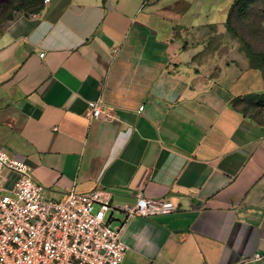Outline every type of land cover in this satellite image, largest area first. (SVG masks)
Wrapping results in <instances>:
<instances>
[{
  "label": "crops",
  "instance_id": "obj_1",
  "mask_svg": "<svg viewBox=\"0 0 264 264\" xmlns=\"http://www.w3.org/2000/svg\"><path fill=\"white\" fill-rule=\"evenodd\" d=\"M231 5L44 0L0 30V148L30 166L46 199L107 188L125 264L264 256V125L234 103L264 101V77L216 47ZM91 100L104 110L93 120ZM139 194L177 210L130 216Z\"/></svg>",
  "mask_w": 264,
  "mask_h": 264
},
{
  "label": "built area",
  "instance_id": "obj_2",
  "mask_svg": "<svg viewBox=\"0 0 264 264\" xmlns=\"http://www.w3.org/2000/svg\"><path fill=\"white\" fill-rule=\"evenodd\" d=\"M103 113L100 100L89 101V119ZM9 172L17 174L12 189L4 184ZM109 209L111 193L104 187L89 192L71 188L61 201L46 199L30 166L0 148V264H125L127 248L121 229L106 218ZM126 210L130 216L149 217L173 213L177 204L139 194ZM263 258L257 252L244 263Z\"/></svg>",
  "mask_w": 264,
  "mask_h": 264
},
{
  "label": "rangeland",
  "instance_id": "obj_3",
  "mask_svg": "<svg viewBox=\"0 0 264 264\" xmlns=\"http://www.w3.org/2000/svg\"><path fill=\"white\" fill-rule=\"evenodd\" d=\"M221 0H211V2L219 3ZM226 1V0H223ZM234 0H228V7ZM18 0H11L9 3L0 6V30L3 29L6 22L10 18L16 16L19 12H26V10H19L17 6ZM210 2V0H209ZM209 4V3H208ZM11 16V17H10ZM226 14L218 13L215 16V21L222 22L226 20ZM232 26L235 32L226 31L219 35L220 43L216 45L223 53H242L247 54L246 44L250 46L254 53L264 52V0H255L249 4L248 7L237 9L232 14ZM238 55V54H237ZM263 106H255L252 104H243L254 119L264 122V101ZM98 206L95 207V210ZM256 264H264V260Z\"/></svg>",
  "mask_w": 264,
  "mask_h": 264
},
{
  "label": "trees",
  "instance_id": "obj_4",
  "mask_svg": "<svg viewBox=\"0 0 264 264\" xmlns=\"http://www.w3.org/2000/svg\"><path fill=\"white\" fill-rule=\"evenodd\" d=\"M43 1L44 0H18V2L16 4L17 6H15V7L19 10H26V12H37V11H40L42 9ZM253 1H255V0H234V2L231 5V8L229 10L228 18L226 21V29L228 32H230V33L235 32V29L232 26V14H233V12L237 9H243L245 7H248L249 4ZM4 4H6V3H4ZM1 5H3V3H1ZM246 52H247V54H245V56L247 57V59L249 61L250 67L260 70L263 74V77H264V52L254 53L253 51H251L250 46H248L247 44H246ZM234 103L236 105L240 106V110L242 111V113L245 116H249L254 121L264 125L263 121H257L256 119H254V117H252L249 113H247L246 109L243 108V106H242L243 104H246V103L252 104L255 106H263L262 105L263 100H261L259 98V94H257V93L248 94L244 98H237L234 101ZM262 260H264V258ZM262 260H260V261H262ZM260 261L255 262L253 264L259 263Z\"/></svg>",
  "mask_w": 264,
  "mask_h": 264
}]
</instances>
